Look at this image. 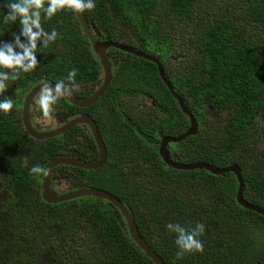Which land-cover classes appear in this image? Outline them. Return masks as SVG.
<instances>
[{
  "label": "trees",
  "instance_id": "obj_1",
  "mask_svg": "<svg viewBox=\"0 0 264 264\" xmlns=\"http://www.w3.org/2000/svg\"><path fill=\"white\" fill-rule=\"evenodd\" d=\"M7 2L0 0V45L19 32L18 22L2 21ZM95 5L82 15L99 32L97 39L117 42L115 25H123L128 39L120 43L159 59L173 90L195 118L196 133L169 144L175 162H202L216 169L236 164L243 201L264 210V154L252 144L260 133L259 117L264 116V0H95ZM41 23L48 32L55 29L57 39L38 49L37 68L9 81L10 87L0 96L14 101L8 114L0 113V176L9 175L6 187L14 197L7 208L11 237L0 245V264L46 262V246L42 247L46 242L39 239L47 233V245L56 252L68 245L66 264H77L76 259L80 264H153L108 201L83 196L48 204L41 199L42 175L30 174L33 164L45 167L69 146L82 148L86 162L95 161L98 151L83 125L67 137L43 141L29 137L21 123L22 99L32 86L56 83L72 69L77 85L73 95L86 99L103 73L72 10L58 11L47 20L42 14ZM182 38L183 46L175 43ZM175 53L183 58L167 74L165 67ZM106 54L113 67L103 95L86 108L64 99L54 106L69 108L75 116L88 114L106 147V161L98 169L62 166L73 189L97 188L114 195L164 264H264V216L238 204L236 176L176 170L162 161L159 140L182 135L190 123L156 65L113 48ZM148 101L155 106H146ZM219 113L223 121L215 120ZM21 152L30 153L29 165ZM168 222L186 228L203 223L205 232L199 237L203 251L177 259L175 236L166 230ZM29 240L32 243L26 244ZM13 242L19 244L17 250L9 249Z\"/></svg>",
  "mask_w": 264,
  "mask_h": 264
},
{
  "label": "water",
  "instance_id": "obj_2",
  "mask_svg": "<svg viewBox=\"0 0 264 264\" xmlns=\"http://www.w3.org/2000/svg\"><path fill=\"white\" fill-rule=\"evenodd\" d=\"M77 20L79 21V24L81 26L82 32L85 34L86 38L89 40L91 44L92 51L96 54L99 63L102 68L103 72V80L101 84H99L98 88L95 90V92L89 96L86 99H78L72 95L70 98H62L64 99L68 104L78 107V108H86L91 106L98 98H100L103 93L108 89L111 79H112V67L113 64L109 61L107 57V51L110 48L116 49L118 51L131 54L137 58H142L147 61H150L156 65L158 75L162 82L166 85L168 90L170 91L172 97L177 101L178 107L181 109L183 113H185L189 118V127L186 129V131L177 137H162L159 142L158 146V153L160 157L162 158V161L170 168L176 169V170H206L210 172L213 175H219L223 174L225 172H232L237 178L238 181V188H237V195L236 200L238 204H240L242 207L247 208L249 210H252L260 215L264 216V210H261L255 206L249 205L245 201H243L241 194L243 189V182L242 178L240 176V169L237 165H228L227 167H223L222 169H216L213 168L206 163L197 162L193 164H180L175 161H173L170 158V153L167 148V145L170 143H178L185 139L188 136L194 135L197 130V123L195 118L192 116L191 112L187 109L186 104L184 101L178 96V94L173 90V86L169 82V80L166 78L164 69L162 67L161 62L159 59L153 57L152 55H148L145 52L141 50H137L133 47L125 46L124 44H121L116 41H110L108 39L106 40H98L96 38L97 34H94L91 26V29L86 24L85 19L82 15V13H74ZM49 83L54 86L55 83L53 82H43L34 85L30 91L26 94L21 107V123L22 126L27 133V135L35 140L42 141L46 139H51L55 136L61 135L68 131L71 127H73L76 124L80 125H86L90 133L94 139V142L96 144L97 150H98V158L94 162H83L78 159L72 158V157H55L48 161L45 168L48 170L46 174L42 175V181H41V199L48 203V204H58L61 202L69 201L74 198H79L83 196H91L99 199H103L111 203L122 215L127 230L129 232V235L131 239L135 242V244L144 252V254L152 261L153 264H164V262L160 259V257L152 250V248L142 239V237L137 233L135 230V224L133 221V218L127 208L124 206V204L118 200L114 195L108 193L107 191L97 189V188H78L74 191H68L66 193L57 194L55 193L51 186H50V174L52 169L55 166L58 165H66V166H72L75 168L85 169V170H95L100 168L106 161L107 153H106V147L105 144L98 132L97 125L95 121L85 113H82L78 115L77 117H74L72 120H67L65 118L60 124L65 123L64 126L60 127L56 130H50L47 132H40L36 130L30 123V106L33 103L34 97L39 93V88L42 84Z\"/></svg>",
  "mask_w": 264,
  "mask_h": 264
},
{
  "label": "clouds",
  "instance_id": "obj_3",
  "mask_svg": "<svg viewBox=\"0 0 264 264\" xmlns=\"http://www.w3.org/2000/svg\"><path fill=\"white\" fill-rule=\"evenodd\" d=\"M95 6V0H8L4 5L7 11L2 12V21L4 24L11 25L18 22L19 32L12 33L13 39L11 42L0 45V96H3L10 87L9 81H16L21 74H27L35 70L38 63L36 59L38 49L48 47L50 43L57 39L58 34L55 29L48 32L42 26V14L43 18L47 20L61 10L68 9L79 14L85 10H92ZM38 42L40 44L39 48L37 47ZM75 77L76 70L72 69L64 79L58 80L54 86L49 83L40 86L38 103L40 112L45 118H55L54 106L62 98L72 96L73 89L77 87ZM13 107L14 101L12 98L5 96L4 99H0V113L8 114ZM61 156L70 157L65 154ZM47 171L45 167L39 164H33L29 169L30 174L37 177L46 174ZM51 175L52 171L50 179ZM166 230L175 236L177 259L182 258L187 253L203 251V243L199 238L205 232L203 223L198 222L194 226L186 228L179 222H168Z\"/></svg>",
  "mask_w": 264,
  "mask_h": 264
},
{
  "label": "flooded vegetation",
  "instance_id": "obj_4",
  "mask_svg": "<svg viewBox=\"0 0 264 264\" xmlns=\"http://www.w3.org/2000/svg\"><path fill=\"white\" fill-rule=\"evenodd\" d=\"M87 24V23H86ZM89 26V25H88ZM94 27V26H93ZM89 28L91 29V26H89ZM94 34H97L96 38L99 36L100 37V34L99 32L96 31V29L92 28V30ZM115 31L118 35H124L123 33V25H120V23H117L115 25ZM98 37V38H99ZM185 39V38H184ZM98 40H103V39H98ZM116 40V39H115ZM184 45V40H183V43H182V46ZM109 50V49H108ZM108 52V51H107ZM173 52V50H172ZM182 52V51H180ZM176 54V53H175ZM177 56H175L173 59L177 62L180 61L183 57H180V54H176ZM113 63V62H112ZM169 64L165 67V72L168 74L170 71L169 69ZM175 71V70H174ZM173 72V71H172ZM99 84L101 83H98L96 85V89L98 88ZM81 89V87H78L75 91H79ZM95 89V90H96ZM94 90V92H95ZM29 92V91H28ZM85 91H81V94H83ZM93 92V93H94ZM92 93V94H93ZM91 94V95H92ZM73 95V94H72ZM90 95V96H91ZM26 96V95H25ZM24 96V98H25ZM75 97V96H74ZM24 98L22 99V102L24 100ZM20 114H21V109H20ZM40 117L42 118H45L41 112H40V109H39V103H38V94L34 97V101L33 103L31 104L30 106V123L31 125L38 131L40 132H47V131H50V130H56V129H59L60 127L64 126V124L66 123H62L60 124V122H62L65 118H67V120H72L74 117H77L75 115H73V113L71 112V110H66V111H62L58 108H55V118H46L47 120H50L48 124H42L41 122L36 124L34 122V118L39 120L40 121ZM55 121V123H54ZM259 122L261 123H264V116H261L259 117ZM80 124H76L74 125L73 127H71L68 131H66L65 133L61 134V135H58V136H55V137H67L69 135V132L71 130H73V128H75L76 126H79ZM84 126L87 127L86 125H83L82 129H84ZM88 128V127H87ZM89 130V128H88ZM75 131V130H74ZM73 131V132H74ZM79 131V130H78ZM77 131V132H78ZM90 132V130H89ZM79 134V132H78ZM91 134V133H90ZM53 137V138H55ZM71 137V136H69ZM165 137V136H164ZM171 137V136H170ZM52 139V138H51ZM160 142V140H159ZM159 144V143H158ZM171 144V143H170ZM167 148L169 150V153H170V158L175 161L174 159V153H173V149L169 148V144L167 145ZM22 157L24 159V162L29 165V160H30V153L29 152H22ZM65 155L66 156H70L72 158H75V159H78L80 161H83L85 162V160H87L85 157H84V151L82 150V148L78 147V146H75V147H72V146H69L68 148H66V150L64 151ZM177 162V161H176ZM63 165H58L54 168H56V171L54 172V177L51 175V179H50V186L52 188V190L57 193V194H62V193H66L68 191H74L75 189H73V186L71 183V181L69 182L67 180V175H66V167H62ZM53 168V169H54ZM78 188H82V187H78ZM41 189V187H40ZM9 198H10V192L9 190L6 188V177H2L0 176V245L6 243V239L7 238H10L11 237V233H10V230L9 231V235L8 236H5L4 234V230H2V227L4 226V224L6 223V220H10L11 219V215H10V211L7 209L8 206H10V201H9ZM29 243H32L31 240L27 241L26 244H29ZM18 243L17 242H13L10 246H7L9 247V249L11 250L12 248L14 247H18L19 245H17ZM11 253V252H10Z\"/></svg>",
  "mask_w": 264,
  "mask_h": 264
},
{
  "label": "rangeland",
  "instance_id": "obj_5",
  "mask_svg": "<svg viewBox=\"0 0 264 264\" xmlns=\"http://www.w3.org/2000/svg\"><path fill=\"white\" fill-rule=\"evenodd\" d=\"M114 35L116 37L117 42H119V43L120 42H125V40L128 39V38H126L123 35H118L116 33V31H115V28H114ZM183 40H184V38H182L181 40L177 39L175 43H181L182 44L183 43ZM121 44H123V43H121ZM158 53H159V51H158ZM175 56H176V54H174L173 58ZM173 58H172V63L169 64V67H170L169 69L172 70V71H174V67H177L178 66V64H176V62H175V60ZM172 65H173V67H172ZM102 78H103V73H102ZM145 105L146 106H152V107L155 106L154 102H152V101H148L147 103H145ZM60 109L69 110V108L68 109H66V108H60ZM129 113L132 116H134L131 112H129ZM214 118H215V120H220V121H223V119H224L223 118V114H220V113L218 114V116H216ZM49 121L50 120H47L46 118H42V117H40V121L34 118V122L36 124H38L40 122L42 124H45V123L48 124ZM54 123H55V121H54ZM257 127H258L257 129H258V131L260 133L256 136V139L252 142V144H253V146H257L260 149V151L264 154V123H261L258 120ZM36 141H38V140H36ZM20 154L22 155L23 153L21 152ZM5 177H6L7 180L9 179V175L7 173L5 174ZM9 201H10V204L11 203L12 204L14 203L13 194L10 195ZM12 226L13 225L11 224V219L10 220L9 219L6 220V223L2 227V230H4L5 236H8L9 235V231L8 230H10ZM47 237H49V234L48 233H47V235H43V237L41 239H39V241L44 240L46 242V244L45 243H42V247H45L46 246V257H47V261L44 262V260H43V263L42 264H66V262L64 260L66 253H64V252L65 251H68V245L67 246H60V247H63V248L62 249H59L58 248L57 249V252H56V250H54L51 246L47 245V243H49L48 240H47ZM24 241H25V239L22 240V242H24ZM17 245H19V244H17ZM7 250L5 251V254H7ZM11 250H17V249L15 247V248H12ZM67 254H69V253H67ZM7 255H3L2 254L1 256L2 257H6ZM19 256H23V254L20 253ZM37 256H38V254H36V257ZM73 257L75 258V255H73ZM69 260L72 261V259H69ZM80 262H81L80 260L76 259V263L77 264H80Z\"/></svg>",
  "mask_w": 264,
  "mask_h": 264
}]
</instances>
